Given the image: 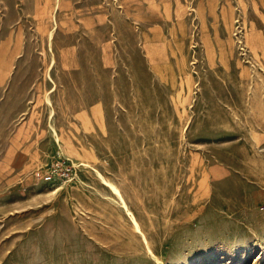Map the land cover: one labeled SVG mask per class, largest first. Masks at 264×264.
Listing matches in <instances>:
<instances>
[{
  "label": "rangeland",
  "instance_id": "rangeland-1",
  "mask_svg": "<svg viewBox=\"0 0 264 264\" xmlns=\"http://www.w3.org/2000/svg\"><path fill=\"white\" fill-rule=\"evenodd\" d=\"M0 264H264V0H0Z\"/></svg>",
  "mask_w": 264,
  "mask_h": 264
},
{
  "label": "bare ground",
  "instance_id": "bare-ground-1",
  "mask_svg": "<svg viewBox=\"0 0 264 264\" xmlns=\"http://www.w3.org/2000/svg\"><path fill=\"white\" fill-rule=\"evenodd\" d=\"M110 190L115 194V196L118 198L119 203L122 205V207L125 209L127 214L129 215V223L131 227L133 228L134 232L138 235L140 233V236L145 243L146 247L151 251V248L149 246L148 238L142 230L141 222L139 221L138 217L135 215V213L131 210L129 207V204L124 196V193L120 187H118L115 183L110 184Z\"/></svg>",
  "mask_w": 264,
  "mask_h": 264
}]
</instances>
